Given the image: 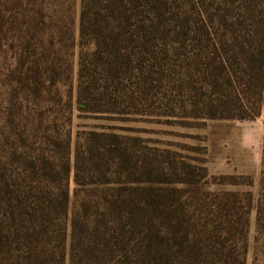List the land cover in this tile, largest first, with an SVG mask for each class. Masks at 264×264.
<instances>
[{"label":"trees","instance_id":"1","mask_svg":"<svg viewBox=\"0 0 264 264\" xmlns=\"http://www.w3.org/2000/svg\"><path fill=\"white\" fill-rule=\"evenodd\" d=\"M0 49L33 103L26 139L43 135L13 177L0 167V264H246L249 193L209 191L204 167L72 120L151 115L161 53L166 115L255 119L264 0H0Z\"/></svg>","mask_w":264,"mask_h":264},{"label":"rangeland","instance_id":"2","mask_svg":"<svg viewBox=\"0 0 264 264\" xmlns=\"http://www.w3.org/2000/svg\"><path fill=\"white\" fill-rule=\"evenodd\" d=\"M11 56L12 50L0 49V144L3 143L0 145V167L2 162H6L7 174L13 177L14 172L21 169L22 160L31 158L33 153L43 148L34 142V139L37 141L43 135L33 125V136L26 139L24 129L28 127L27 118H31L29 113H33L28 107H33V103L23 93L15 91L8 79ZM76 61L77 50L74 49V75ZM152 77L156 88L152 93L151 115L134 116L136 118L131 122H123L108 118L77 119L74 114L72 130L94 128L137 135L152 153L167 151L177 159L199 168L204 167L206 176L203 178V187L209 191L219 189L249 193L252 200L247 222L249 248L246 264H264V108L255 119L248 121L205 120L184 123L178 116L166 115L169 109L165 108L164 102L171 77L164 53L157 55L152 64ZM9 123L11 128L7 127ZM8 153L11 154L10 163L3 159ZM227 175L236 177L239 184H214L213 177L218 181V177ZM69 187L72 190L71 179Z\"/></svg>","mask_w":264,"mask_h":264}]
</instances>
